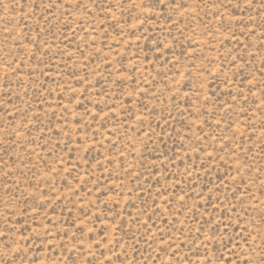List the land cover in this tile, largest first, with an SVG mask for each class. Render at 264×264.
I'll return each instance as SVG.
<instances>
[{
  "label": "rangeland",
  "instance_id": "obj_1",
  "mask_svg": "<svg viewBox=\"0 0 264 264\" xmlns=\"http://www.w3.org/2000/svg\"><path fill=\"white\" fill-rule=\"evenodd\" d=\"M0 264H264V0H0Z\"/></svg>",
  "mask_w": 264,
  "mask_h": 264
}]
</instances>
